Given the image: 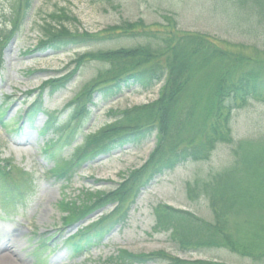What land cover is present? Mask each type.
<instances>
[{
    "label": "rangeland",
    "instance_id": "obj_1",
    "mask_svg": "<svg viewBox=\"0 0 264 264\" xmlns=\"http://www.w3.org/2000/svg\"><path fill=\"white\" fill-rule=\"evenodd\" d=\"M20 6L21 0H0V107L5 109L6 105H9L5 117L9 127L16 126L19 114L34 100V94L28 92L37 90L41 83L49 78L54 79V82L66 80L78 56L121 49L131 50L147 45L150 51L154 48L160 49V40L153 37L156 34L159 36V33H151L146 28L162 32L163 27L169 26L164 16L173 17L175 28L182 33L206 34L223 50H229L234 55H241L246 59L250 58L256 63L264 61L263 14L251 0H243V3L239 0H33L26 18L16 23ZM55 12H62L67 16L61 23L72 32L90 33L103 39L99 43L65 51L35 50L39 40L45 37L42 29L45 21L48 22L49 15ZM125 22H131L134 25L131 30L139 31V35L130 37L128 33H120L121 30H109ZM15 24H18L17 29L14 28ZM106 34L109 37H106ZM111 69L108 62L86 58L79 71L64 87L50 97H47V91L44 93L45 108L50 112L62 111L64 106L75 100L82 91L90 89L91 83L100 73L107 75ZM217 73V68L199 72L198 77L203 78L201 81L196 80L193 89H197V86H201L200 83ZM160 86L154 88L152 95L136 93L133 89L124 90L119 96L105 101L96 95L90 118L84 124L82 132L87 135L112 123L113 118L108 116L109 110L123 112L135 106L152 104L158 99ZM7 96L8 99L5 98ZM68 116L69 111H63L59 115V121L67 120ZM36 119V127L42 126L46 121L43 115H38ZM230 121L231 144H219L212 152L210 160L206 162L180 166L151 182L140 192L135 204L130 208L127 223L114 230L105 241L97 243L96 247L82 258H75L67 247L60 246L67 234L75 230H60L63 227L62 213L65 210H61L59 201L76 203L79 211H83V208L95 204L100 193L116 192L126 177L150 158L155 148L154 139L147 141L140 148H125L109 156L98 157L97 161L83 166L80 173L66 183L57 181L54 175L48 172L60 161L47 159L41 151L51 133L40 137L36 130L23 124L20 134L6 138L0 130L1 159H9L13 163L12 166L31 174L34 185L28 189L26 203L20 208L6 205L0 200V258L6 259L9 264H113L110 259L121 250L135 256H151L165 252L185 261L264 264V259L256 262L249 258L242 259L226 249L181 253L169 241L166 233H154L151 230L155 223L154 208L159 204L193 212L199 218L212 223L214 218L207 200L205 197L189 199L187 183L207 180L211 174L229 168L234 159L231 150L242 143L246 145L247 152L251 151L252 157H264V101L251 99L247 105L233 111ZM72 152L70 149L62 150L58 157H70ZM12 178L18 184L28 181L25 176L17 173V169H14ZM117 205L118 203L98 207L91 212L88 222H96L109 212L116 213L114 209ZM24 227L28 230L25 231ZM53 236L54 239L48 242L46 249L36 250L40 239ZM35 253H39L37 259L33 257ZM39 258L43 263L38 261ZM141 264L163 262L151 260Z\"/></svg>",
    "mask_w": 264,
    "mask_h": 264
},
{
    "label": "trees",
    "instance_id": "obj_2",
    "mask_svg": "<svg viewBox=\"0 0 264 264\" xmlns=\"http://www.w3.org/2000/svg\"><path fill=\"white\" fill-rule=\"evenodd\" d=\"M239 2L243 3V0ZM251 2L263 14L264 21V0ZM32 4L33 0H21L16 23L26 18ZM48 18L42 27L45 37L35 50L51 49L57 52L92 45L103 39L90 33L72 32L61 23L67 18L62 12H55ZM164 18L169 26L163 27L162 32L146 28L151 33H159V36H153L162 44L158 50L154 48L150 51L147 45L131 50L89 53L74 60L75 66L69 74L71 76L78 72L86 58L108 62L112 69L107 75L100 73L91 83L90 89H85L70 102L68 108L72 107V110L69 122L54 123L55 113H48L43 108L41 94L28 108L26 117L30 122L40 112L47 117L48 121L40 129L41 135H47L51 130L55 133V138L46 144L45 151L54 149L50 157L62 161L60 166H56L55 172L56 177L65 182L71 181L84 164H91L97 157L110 155L126 146L140 148L152 138L155 141V148L147 162L130 173L116 192L100 193L95 204L83 208V211H79L76 203L59 201L61 209L69 212L63 218L64 224L83 219L100 206L118 203L114 209L116 213L104 215L70 237L69 244L74 256L81 257L101 243L114 228L124 226L140 192L158 177L189 163L206 162L219 144H231L230 118L233 111L244 107L251 99L264 101V61L256 63L250 58L223 50L206 34L182 33L175 28L173 17ZM133 26L131 22H125L109 30H121L120 33L134 37L139 35V31H132ZM14 28L17 29L18 24ZM214 68L218 69L217 75H210L200 83L201 86L193 89L196 80L201 81L203 78L198 77L199 72ZM62 81H48L53 86L52 93L62 85ZM159 84V97L152 104L135 106L123 112L110 110L108 116L113 118L112 123L92 135H82L81 127L90 118V106L95 104L94 93L105 101L120 95L124 90L133 89L143 94ZM71 121L75 122L74 126ZM3 123L0 116L2 126ZM79 136L84 141L75 148L71 158L58 157ZM246 149L243 143L233 148L231 153L234 159L229 168L211 174L207 180H194L186 185L189 199L205 197L214 218L212 223L189 211L159 204L154 208L155 223L151 230L154 233H166L176 250L182 253L226 249L242 259L249 258L255 262L263 260L264 157H252L251 151L249 153ZM7 177L0 168V179L5 182ZM151 259L160 260L163 264H224L211 260L182 261L165 252L135 256L119 251L110 261L113 264H141Z\"/></svg>",
    "mask_w": 264,
    "mask_h": 264
},
{
    "label": "bare ground",
    "instance_id": "obj_3",
    "mask_svg": "<svg viewBox=\"0 0 264 264\" xmlns=\"http://www.w3.org/2000/svg\"><path fill=\"white\" fill-rule=\"evenodd\" d=\"M0 263L1 264H9V262L4 258H2V259L0 258Z\"/></svg>",
    "mask_w": 264,
    "mask_h": 264
}]
</instances>
